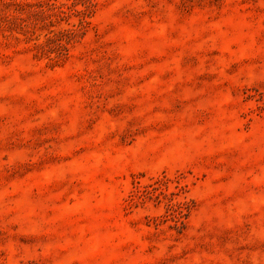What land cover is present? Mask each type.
<instances>
[{"label": "rangeland", "instance_id": "rangeland-1", "mask_svg": "<svg viewBox=\"0 0 264 264\" xmlns=\"http://www.w3.org/2000/svg\"><path fill=\"white\" fill-rule=\"evenodd\" d=\"M0 264H264V0H0Z\"/></svg>", "mask_w": 264, "mask_h": 264}]
</instances>
